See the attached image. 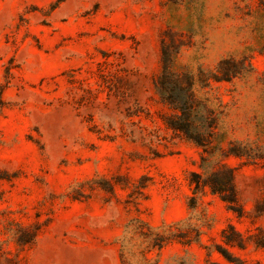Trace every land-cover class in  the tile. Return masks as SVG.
Instances as JSON below:
<instances>
[{
	"label": "rangeland",
	"instance_id": "1",
	"mask_svg": "<svg viewBox=\"0 0 264 264\" xmlns=\"http://www.w3.org/2000/svg\"><path fill=\"white\" fill-rule=\"evenodd\" d=\"M163 39L209 150L250 156L227 159L242 218L189 208L202 150L164 123ZM263 196L264 0H0V264H209L229 224L264 264ZM136 219L200 237L158 250Z\"/></svg>",
	"mask_w": 264,
	"mask_h": 264
},
{
	"label": "trees",
	"instance_id": "2",
	"mask_svg": "<svg viewBox=\"0 0 264 264\" xmlns=\"http://www.w3.org/2000/svg\"><path fill=\"white\" fill-rule=\"evenodd\" d=\"M168 34H166V37ZM162 70L155 81V87L162 101L174 111V114L164 118L166 126L177 135L198 146L201 152L199 164L200 172L192 171L189 175V184L192 195L189 197V208L197 209L200 197L207 193L217 196L226 205L227 209L239 218L246 214L235 184V170L228 163L230 157L243 158L249 154L241 151L237 145L231 144L226 150H209L213 132V124L202 130L195 118H191L192 107L195 103L194 81L189 75L179 74L174 69V59L178 51L163 39L162 42ZM250 157V156H249ZM213 159V162H211ZM255 212L258 216L264 214V196L257 202ZM136 222L146 228L152 235V247L161 250L173 242L189 245L198 241L200 231L196 229L193 240L187 238V232L182 234L166 235L159 229L151 227L146 221L136 219ZM263 234V231L260 230ZM253 236H245L236 227L229 224L221 233V243L215 245L214 250L221 255V261H210L209 264H252L245 258L237 255L233 250L245 251L253 241ZM257 247H264V242H257Z\"/></svg>",
	"mask_w": 264,
	"mask_h": 264
}]
</instances>
